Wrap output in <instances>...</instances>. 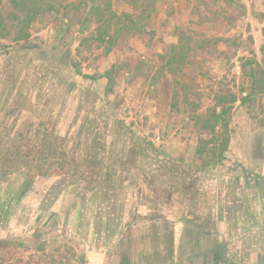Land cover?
Returning <instances> with one entry per match:
<instances>
[{"label": "rangeland", "instance_id": "1", "mask_svg": "<svg viewBox=\"0 0 264 264\" xmlns=\"http://www.w3.org/2000/svg\"><path fill=\"white\" fill-rule=\"evenodd\" d=\"M56 4L16 39L0 0V264H264V92L248 76L264 72V0H153L112 45L91 36L90 2ZM216 93L238 100L209 162ZM18 133L36 164L9 176L2 140ZM46 135L71 168L35 167Z\"/></svg>", "mask_w": 264, "mask_h": 264}, {"label": "trees", "instance_id": "2", "mask_svg": "<svg viewBox=\"0 0 264 264\" xmlns=\"http://www.w3.org/2000/svg\"><path fill=\"white\" fill-rule=\"evenodd\" d=\"M13 8L12 13V27L14 28V38H27L29 36L28 29L31 23L44 12H54L58 10L57 0H8ZM90 2L88 14L93 18L95 27L92 37L100 43L114 44L119 34L129 32H142L144 29L143 21H145L153 10V0H130L133 8L139 12H122L118 13L112 8L111 0H87ZM148 8H145V7ZM116 38V41H114ZM180 43H175L171 46L170 55L172 58L180 55L185 57L187 51ZM186 44V43H183ZM192 45L186 47L191 49ZM180 50L177 51L176 49ZM111 48L108 47V50ZM264 59V43L262 46ZM256 62V61H255ZM257 63V62H256ZM108 72V71H107ZM262 76L259 77L255 67H250L248 76L251 83L255 86L254 93L264 92V72L261 70ZM247 94L243 97L246 98ZM238 100V96L233 93H216L215 103L212 107L207 109L204 116H200L201 124L200 130L209 135L207 138H201V145L197 148L199 157L207 156V160L213 162L215 158L222 161L225 157L224 153L228 148L230 139L229 125H230V110L232 104ZM54 140H53V139ZM44 136L42 138L41 147L38 150L39 163L35 166L42 171H51L53 168L65 169L71 168L74 158L71 154L62 150L61 144L65 138L58 136L52 137ZM6 142V141H5ZM2 140V148L5 151L4 161H9V169L4 173H18L24 166H29L28 170L35 163L33 147V139L25 137L24 134L18 133L17 136L11 135L9 137V146ZM61 142V143H60ZM25 164V165H24ZM68 166V167H67ZM71 172L72 169H68ZM75 171H73L74 173ZM73 175V174H71ZM81 175V174H80ZM19 191V190H18ZM18 191L16 193H18ZM122 264H131L128 257L122 259Z\"/></svg>", "mask_w": 264, "mask_h": 264}]
</instances>
